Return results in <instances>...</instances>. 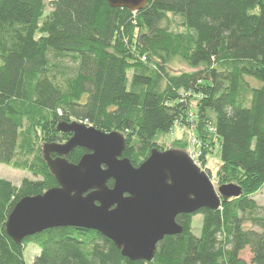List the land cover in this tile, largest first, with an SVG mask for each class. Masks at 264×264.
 <instances>
[{"label": "trees", "instance_id": "trees-1", "mask_svg": "<svg viewBox=\"0 0 264 264\" xmlns=\"http://www.w3.org/2000/svg\"><path fill=\"white\" fill-rule=\"evenodd\" d=\"M174 62L190 71L173 72ZM73 122L120 134L134 167L163 151L156 140L176 124H192L201 157L219 148L218 184L241 194L178 216L182 232L164 237L151 262L71 227L15 244L7 218L21 199L57 187L42 147L69 141L57 127ZM0 165L35 179H0V264H26L28 245L39 251L32 264H264L255 200L264 190V0H146L136 13L105 0H0Z\"/></svg>", "mask_w": 264, "mask_h": 264}, {"label": "water", "instance_id": "water-1", "mask_svg": "<svg viewBox=\"0 0 264 264\" xmlns=\"http://www.w3.org/2000/svg\"><path fill=\"white\" fill-rule=\"evenodd\" d=\"M105 1L132 13L146 6V0ZM57 129L70 133L69 141L42 147L57 187L16 203L6 223L15 244L50 229L71 227L100 234L132 262H151L164 237L182 232L178 216L217 210L221 199L241 194L235 185L215 191L208 175L184 152L154 149L134 167L122 158L125 142L118 133L77 122ZM76 148L86 154L77 164L69 163L65 157Z\"/></svg>", "mask_w": 264, "mask_h": 264}, {"label": "rangeland", "instance_id": "rangeland-1", "mask_svg": "<svg viewBox=\"0 0 264 264\" xmlns=\"http://www.w3.org/2000/svg\"><path fill=\"white\" fill-rule=\"evenodd\" d=\"M174 21H177V23H179V20ZM171 69H173V72L177 73L189 70L186 66L178 62H174L171 65ZM156 142L161 145V149L163 151L173 149L184 152L189 155L193 163L201 171H208L207 175L215 191H217L218 187L221 186L218 184L219 180L217 178V171L220 169L221 165L219 148L217 147V144H215L213 148L209 149V151L206 153V155H204V157H201L202 152L200 149V141L196 137V129L192 124L183 126V124L178 123L173 127L170 133L160 137L156 140ZM181 145L183 146V148H181ZM0 179L9 181L12 185L16 187H20L24 179L35 180L31 174L15 169L12 165H0ZM255 200L259 207L264 205V190L255 196ZM201 221V215H195L192 218L191 227L193 229V233L196 236L199 235ZM38 254L39 251L35 245H28L24 250L25 263L32 264L33 259ZM241 258L244 259L246 262H249L251 259L249 251H243L241 254Z\"/></svg>", "mask_w": 264, "mask_h": 264}, {"label": "built area", "instance_id": "built-area-1", "mask_svg": "<svg viewBox=\"0 0 264 264\" xmlns=\"http://www.w3.org/2000/svg\"><path fill=\"white\" fill-rule=\"evenodd\" d=\"M191 158V157H190Z\"/></svg>", "mask_w": 264, "mask_h": 264}]
</instances>
